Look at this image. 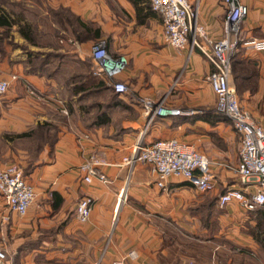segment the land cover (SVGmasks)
<instances>
[{
  "label": "crops",
  "instance_id": "crops-1",
  "mask_svg": "<svg viewBox=\"0 0 264 264\" xmlns=\"http://www.w3.org/2000/svg\"><path fill=\"white\" fill-rule=\"evenodd\" d=\"M223 1L191 0L199 23L214 39L224 35ZM242 1L249 15L241 25V41H264V0ZM42 5L30 24L46 40L28 42L18 23L0 27L14 39L0 48V80L11 81L0 98V167H23L36 192L25 217L11 212L0 195V242L8 264H111L132 251L138 254L133 264H247L242 258L247 253L231 244L239 240L262 250L252 234H238L246 226L255 231L258 219L252 212L229 205L221 232L206 236V230L198 232L197 214L214 205L204 202L207 194L178 178L162 189L149 165L131 170L123 164L139 144L178 139L212 162V196L218 199L229 189L254 191L226 167L239 163L241 138L216 113L212 67L203 53L194 49L190 55L189 49L167 45L151 0H47ZM99 41L106 42L111 56L127 61L120 80L130 92L111 102L104 94L113 89L92 75L91 49ZM230 83L240 91L242 107L264 126V53L240 44ZM142 98L204 113L157 118L145 132ZM64 106L69 115L57 135L56 111ZM92 155L109 163L102 168L109 184L84 182L81 168ZM86 196L94 204L89 221L82 223L76 210Z\"/></svg>",
  "mask_w": 264,
  "mask_h": 264
},
{
  "label": "built area",
  "instance_id": "built-area-1",
  "mask_svg": "<svg viewBox=\"0 0 264 264\" xmlns=\"http://www.w3.org/2000/svg\"><path fill=\"white\" fill-rule=\"evenodd\" d=\"M226 8L224 35L219 39L209 36L205 26L198 20V11L191 0H151L154 12L160 15L164 26V40L176 50L199 49L212 67L209 82L216 98V113L231 122L240 134V161L236 166H226L250 190L229 189L217 199L219 208L237 203L246 212L264 208V126L256 121L251 112L244 109L235 89L231 87L233 58L240 44L251 50L264 53V41L240 39L241 25L249 15V7L242 0H224ZM92 75L103 80L119 96L129 94V87L120 80L126 69L124 57L111 56L105 41H99L91 49ZM16 79V78H14ZM11 88V81L0 80V98ZM145 132L157 118L192 117L202 114L194 109L171 108L164 102L151 98L139 100ZM65 114H68L64 110ZM89 139V136L85 137ZM124 166L131 170L138 164H146L157 177V185L165 189L170 179L188 182L199 194H209L216 188L212 162L189 144L178 139L157 140L148 146L137 145L132 154L123 159ZM109 163L98 155H92L82 166L84 182L91 184L97 179L109 184L102 168ZM0 195L8 209L25 217L36 199L34 187L27 181L24 169L17 164L0 167ZM94 199L83 197L77 205V217L87 223L91 216ZM138 259L135 251L115 259L111 264H133ZM0 264H8L5 242H0Z\"/></svg>",
  "mask_w": 264,
  "mask_h": 264
},
{
  "label": "rangeland",
  "instance_id": "rangeland-1",
  "mask_svg": "<svg viewBox=\"0 0 264 264\" xmlns=\"http://www.w3.org/2000/svg\"><path fill=\"white\" fill-rule=\"evenodd\" d=\"M46 2H47V0H0V13L3 12L4 10H9L10 11L9 13H11L13 15V17L12 18L10 17V19L15 23L13 25H16L18 23L17 26L19 27V32H20V28H22V27H24V29H26L27 27H30L32 29V34L35 38V40L33 38V42H30V43H36L38 40H40V39L46 40V38L45 37L43 38L42 33H36L33 25L30 23H32V22L35 23V21H34L35 13L37 11H39V6L42 5V3L44 5ZM44 8L46 9L47 7L44 6ZM10 33L11 32L8 29L1 28V30H0V48L2 47V44L4 42H10L11 41V44L14 42V39L11 38L12 35ZM20 34H21V32H20ZM106 89L108 90V88H106ZM111 94H112V92H110V91L105 92L104 99L108 100L110 102L113 101V99L115 97L111 96ZM236 94L240 100V95L238 94L237 91H236ZM63 99H65V98H63ZM64 107L65 108H59L56 111V121L58 122V123H56V125H57L56 126V134L57 135L59 133V126H63L62 121L66 122V120H67L66 119L67 114H65L64 110H67L68 107L67 106H64ZM191 109H194V111L202 113V114L204 113L203 109H195L194 107H192ZM196 115L197 114H195L194 116H196ZM213 194H214V192L207 194L208 196L205 197V199H204V202H206V204H207V202H212V200H214L215 196H212ZM216 197H217V195H216ZM225 215H226V209L225 208H219L216 205H213V206L211 205L208 208L199 209L197 216L200 218L201 222L199 225V231L198 232L203 234L204 233L203 230H206L207 231L206 236H216L222 230L223 219H221V218L225 217ZM251 217H253V215ZM252 231H253V226H246V228L242 230V233L240 231V233H238V234L239 235L240 234L246 235L249 238H252L251 234L252 235L253 234H260V239L262 238V236H264V233H262V229H258V227L255 228V231H253V232ZM232 236L234 238V233H232ZM254 239L256 241L255 237H254ZM233 242L235 244V245L231 244V246L233 248H238V250H240V251L242 249L244 252L247 253V255H243V257H242L244 259L245 258L247 259V261H248L247 264H264V242H262V244H261L258 241V244L261 245V247H263L262 250L261 249H259V250L255 249L254 247L251 248L250 244H248V243L243 244L242 243L243 241L234 240ZM244 247H246V248L248 247L249 249L247 250ZM255 250H258V253H256ZM210 264H216V262H214V263L211 262Z\"/></svg>",
  "mask_w": 264,
  "mask_h": 264
},
{
  "label": "trees",
  "instance_id": "trees-1",
  "mask_svg": "<svg viewBox=\"0 0 264 264\" xmlns=\"http://www.w3.org/2000/svg\"><path fill=\"white\" fill-rule=\"evenodd\" d=\"M15 24L10 17L7 16L6 11L4 10L3 12L0 13V27H7L8 29ZM20 32L21 35L28 40L29 42H33V34H32V29L30 27H27L26 29H24V27L20 28ZM92 31L88 30V34L90 35ZM32 34V35H31ZM95 36V34H94ZM35 40V38H34ZM102 85L104 86V88H108V90H110L109 87L106 86L104 81H101ZM105 88V89H106ZM111 91V90H110ZM112 92V91H111ZM238 94L240 93V91L237 89ZM114 94V97H116L118 94L115 93V91L113 90L112 92ZM42 129V128H41ZM40 133H42L40 131ZM32 135H34V131L32 132ZM31 135H29L30 137ZM56 139H57V135H56ZM26 177V174H25ZM212 202H214V205L217 202V198H214V200H212ZM253 218H257L258 219V229H262V233H264V208H258L256 211L252 212ZM254 237L256 238V241L262 244V242H264V236H262V238L260 239V234H253Z\"/></svg>",
  "mask_w": 264,
  "mask_h": 264
}]
</instances>
